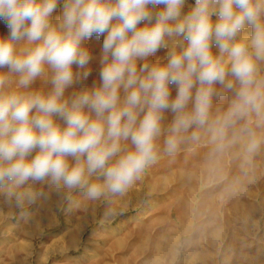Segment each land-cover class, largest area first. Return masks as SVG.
<instances>
[{"label": "clouds", "instance_id": "9594fccd", "mask_svg": "<svg viewBox=\"0 0 264 264\" xmlns=\"http://www.w3.org/2000/svg\"><path fill=\"white\" fill-rule=\"evenodd\" d=\"M59 3L0 0L8 29L0 36V69L8 70L0 72V185L50 178L93 200L123 194L156 159L166 112L170 154L185 139L198 142L200 129L223 151L239 121L255 116L264 126V0H194L187 12V0H63L53 24ZM94 35L104 37L99 84L65 98L91 75L85 43ZM161 49L166 62L150 63ZM47 70L51 90H29ZM217 84L234 95L212 118ZM247 135L250 158L261 140ZM93 175L103 182H90Z\"/></svg>", "mask_w": 264, "mask_h": 264}, {"label": "rangeland", "instance_id": "374dc122", "mask_svg": "<svg viewBox=\"0 0 264 264\" xmlns=\"http://www.w3.org/2000/svg\"><path fill=\"white\" fill-rule=\"evenodd\" d=\"M194 5V0H187L184 12L190 10L191 6ZM63 7V0L57 6L56 11L52 15V23L55 24L58 18L61 16ZM156 10H159L157 8ZM215 19V17L213 18ZM143 26V25H141ZM251 32V29H246V32L242 35H246ZM8 29L3 20H0V36H7ZM103 36H92L89 41L85 43L93 56V59L89 65L92 69L91 75L86 81H77V84H86L90 89L93 84H99V76L96 77V73L100 72V56L103 44ZM24 42H20V46H23ZM214 54L217 53V49L213 46ZM167 50H159L155 56L149 57L150 63H155L157 60L160 62H166ZM260 75L264 77V62L259 64ZM74 72L78 71L75 67ZM51 76L50 70L46 71V74L41 77L45 78L46 82H49ZM231 78V77H229ZM98 81V82H97ZM216 94L213 97L211 116L215 118L217 115L222 114L228 108L230 101L233 98V92L226 90L223 86L217 84L214 86ZM176 94L175 87H172V96ZM171 114V113H170ZM169 115L168 112L164 114V120ZM173 119V116L171 117ZM247 129L253 130L257 137L261 140L258 151L251 155L249 158L245 152V145L247 143L248 135ZM196 129H190L195 131ZM202 129L200 137L205 136ZM185 134V135H188ZM207 136L209 134L207 133ZM225 149H231V160L241 163L240 165L246 164V172L248 175L255 177L257 185L261 186L264 184V126H257V118L251 117L249 120L239 121L233 128L228 131L227 141ZM125 144L127 149H131L132 145L130 141ZM182 151L188 150L189 146L195 142L190 139H185L182 142ZM205 151H208L206 149ZM201 151L200 157H193V162L200 164L203 162L213 163L216 156L210 152ZM30 186H35L34 190L39 194H45L47 191H51V179L45 178L42 181L29 180ZM26 183V184H27ZM25 188V184L20 187H13L9 184L0 185V254H5L6 247L10 245L20 244L24 242L27 244V251L22 250L19 253L24 255H36L43 254V259L39 263L31 262V264H78L75 259L79 256L83 259L82 264H85L88 259V264H99L97 261V254H107L108 244L112 238L126 236L130 234L131 237H141L142 234L151 233L153 240L160 241V236L164 232V226L166 224V215L161 212V209H121V213L124 219L120 218L119 227L114 226H100L104 223L101 216H93L88 221H80L81 211L79 208L80 199V188L69 189L66 187L65 190L59 189L58 193H63L57 198L49 200L50 209L47 208L43 199H37L34 196H30L22 202H16L14 209H3V205H8L11 202L14 205L13 191L14 189ZM264 193V189L260 190ZM264 196V194H262ZM261 197V196H260ZM57 199V200H56ZM259 200V197H257ZM261 199V198H260ZM148 202V201H147ZM146 202V203H147ZM10 205V204H9ZM11 206V205H10ZM52 207V209H51ZM261 212L255 215L252 223L247 224V228L240 229L239 224L243 221L237 217L223 214V209H193V222H195L194 239L199 238L200 240L209 241L213 238L210 244L204 245L209 247L211 251L209 258L205 260L198 258V250L191 244H186L187 241L184 238H179V244L175 247V260L164 261L160 260L161 264H197L198 259L201 264H264V205L261 207ZM5 210V211H4ZM36 210L35 215L40 224V228L30 234L28 232V226L30 221H27L28 217L32 216V212ZM211 210V212H208ZM91 212L95 215V209ZM139 216L137 219L132 220V216ZM257 218V219H256ZM128 220V221H127ZM130 220V221H129ZM106 223V222H105ZM115 224L116 222H112ZM110 223V224H112ZM215 228V233H212L211 228ZM80 227L78 230L77 227ZM238 226V227H237ZM140 227V228H139ZM235 227H237L235 229ZM234 228V229H232ZM70 230L76 232L77 240H80L78 244L79 248L72 249V247L59 244L63 242L65 238L63 236L68 235ZM216 234V235H215ZM189 237H192L190 235ZM51 244V246H50ZM209 245V246H208ZM193 248H192V247ZM200 250V247H199ZM259 251V252H258ZM83 254L80 255V253ZM109 252V251H108ZM119 263H127V257L133 256L137 259V263L133 264H148L152 254L151 246L147 245L145 248L133 245L131 253L123 252L122 249L119 251ZM92 260V261H91ZM203 261V262H202ZM171 262V263H170ZM107 264H117L114 263Z\"/></svg>", "mask_w": 264, "mask_h": 264}, {"label": "crops", "instance_id": "0c3cea01", "mask_svg": "<svg viewBox=\"0 0 264 264\" xmlns=\"http://www.w3.org/2000/svg\"><path fill=\"white\" fill-rule=\"evenodd\" d=\"M7 71L6 68L0 69V72ZM95 76L98 77L99 73H96ZM17 79L18 77L15 74L11 75L8 87L15 88ZM95 84L97 83L95 82ZM87 87L86 84L74 83L72 87L66 90L65 98H70L73 93H78L87 89ZM29 90H38L46 93L51 90V84L50 82H46L45 78L41 79L40 77L31 85ZM168 113L167 118L161 122L162 132L157 140L156 159L125 193L112 194L105 192L100 198L93 200L86 196L85 189L80 188V221H88L93 216H101V220L104 223L100 226L111 225L118 228L120 218L123 217L121 209H161V212L166 215V224L163 227L164 232L160 236V241L156 242L153 240L150 232L149 234L145 232V234H142L138 238H130V234L114 237L107 243V254H97L96 257L99 264L114 263L115 261L117 264H123L117 262L119 261L117 257L119 255L118 251L122 249L127 255V253H131L133 245H138L142 248H145L147 245L151 246L152 255L148 257L150 258L147 260L148 264H161V259L172 262V259L173 261L176 259L174 256L176 254L175 247L179 244L178 239L184 237H186V244L196 247L195 249L198 250L199 255L198 258L205 260L209 258L211 251L209 247H205L204 245L210 244L214 239L212 238L210 241L209 238L207 241L196 237L194 239L195 230L198 227H195V222H193V209H214V212L215 209H223V214L229 215V218L235 215V217L243 220L239 224L240 229L247 228V224L249 226V223L255 221V215L261 212V207L264 205V196H262L264 193L260 192V190L264 189V184L261 186L257 185L255 177L248 175L246 172V164L242 166L237 161L232 162L230 148L217 151L215 144L210 140V136H207V132H203L205 136L200 137L199 141L195 142V146L191 144L188 150L182 151V141L174 154L166 151L164 140L168 135V128L172 121V114ZM54 119H56L57 123L63 125V121L58 117H54ZM201 131L202 129L199 130V133ZM226 143H230V141ZM121 146L123 151L130 150L127 149L125 144ZM206 149L208 151H205ZM201 151L213 153L216 156L214 162H203L200 164L193 162L192 159L195 155L196 157H200L202 154H205L200 153ZM68 160L70 165L74 163L71 157ZM90 182L102 183L103 178L93 175ZM25 186V188L14 189L15 191H13L12 195L15 201L14 205L9 202L11 206L4 204L3 209H14V207H17L15 205L16 202H22L30 196L43 199L44 205L50 209L49 200H51V197L57 198L59 195L62 196L63 193H58V190L60 188L66 189L62 183L56 184L52 180L51 191H47L42 195L31 190L35 188L33 184L30 186V183H27ZM257 197H259V200ZM92 209H95V215L91 212ZM208 212H211V210H208ZM35 213L36 210L31 213V217L27 218V221H30V225L28 226L30 234L35 233L40 228V224L37 222L39 220ZM132 217V220H135L139 216L135 215ZM113 221L116 223L113 224ZM209 228H211L214 234L216 229L210 227V225ZM77 229L79 230L80 227L78 226ZM190 235L192 237H189ZM62 238H65V240L59 242V244L72 247V249L79 248L78 244L80 240H77L75 230H70L68 235ZM10 246L6 247L5 254H0V264H31L32 261L39 263L43 259L42 253L30 255V257L29 255L19 253L22 250L27 251L28 246L24 242ZM75 261L78 264H82L83 259L79 256ZM85 261H87L85 264L90 262L88 259ZM136 261L137 259L133 256L127 257V263L129 264L137 263ZM197 264H201L199 259Z\"/></svg>", "mask_w": 264, "mask_h": 264}]
</instances>
